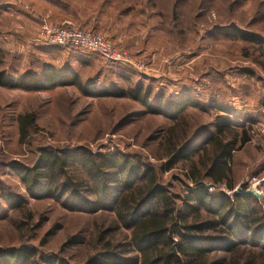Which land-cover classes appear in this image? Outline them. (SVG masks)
<instances>
[{"label":"rangeland","instance_id":"374dc122","mask_svg":"<svg viewBox=\"0 0 264 264\" xmlns=\"http://www.w3.org/2000/svg\"><path fill=\"white\" fill-rule=\"evenodd\" d=\"M60 27L103 36L127 62L51 44L46 30ZM0 75L11 82L0 86V257L26 251L29 264H103L107 232L115 246L127 236L112 212L27 192L20 174L37 167L43 149L125 156L183 196L192 187L186 163L162 172L168 130L197 146L227 116L240 131L252 127L251 141L233 157L234 190L219 191L254 190L264 206V0H0ZM135 95L156 109L189 107L174 118ZM23 115L36 122L24 142ZM227 256L264 264L251 247Z\"/></svg>","mask_w":264,"mask_h":264},{"label":"trees","instance_id":"16d2710c","mask_svg":"<svg viewBox=\"0 0 264 264\" xmlns=\"http://www.w3.org/2000/svg\"><path fill=\"white\" fill-rule=\"evenodd\" d=\"M9 85L10 80L0 75V86ZM133 97L156 113L174 118L189 107L183 103L156 109L149 106V96ZM18 122L24 142L28 129L36 125L35 118L23 115ZM250 129L240 131L227 116H218L214 132L192 147H183L174 129L168 130V146L160 159L171 162L162 172L174 170L179 161L186 163L182 170L192 187L186 186L183 196L165 186L153 167L131 163L125 156H94L84 150L43 149L37 167L24 170L20 179L33 198L69 197L72 210L98 208L113 213L114 223L127 236L115 246L107 232L100 243L103 264H254L242 258L230 260L227 255L243 246L264 252L262 201L246 190L232 196L219 191L221 187L234 190L233 157L251 141ZM84 197L96 200L87 202ZM124 253L134 256L123 260ZM33 258L32 253L12 251L0 257V264H29Z\"/></svg>","mask_w":264,"mask_h":264},{"label":"built area","instance_id":"2783aa9c","mask_svg":"<svg viewBox=\"0 0 264 264\" xmlns=\"http://www.w3.org/2000/svg\"><path fill=\"white\" fill-rule=\"evenodd\" d=\"M51 44L76 47L100 56L112 63H126L127 56L117 52L112 43L100 35L82 32L71 27H60L46 30Z\"/></svg>","mask_w":264,"mask_h":264},{"label":"water","instance_id":"95a60500","mask_svg":"<svg viewBox=\"0 0 264 264\" xmlns=\"http://www.w3.org/2000/svg\"><path fill=\"white\" fill-rule=\"evenodd\" d=\"M240 191H241L240 189L237 190V192H240ZM248 193L252 194L253 196L260 198V195H258V193L255 192L254 190H248Z\"/></svg>","mask_w":264,"mask_h":264}]
</instances>
